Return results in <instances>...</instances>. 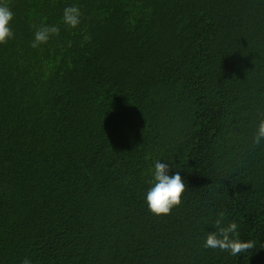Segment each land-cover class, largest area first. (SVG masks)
Segmentation results:
<instances>
[{
    "label": "trees",
    "instance_id": "trees-1",
    "mask_svg": "<svg viewBox=\"0 0 264 264\" xmlns=\"http://www.w3.org/2000/svg\"><path fill=\"white\" fill-rule=\"evenodd\" d=\"M7 3L0 264H264V0ZM42 24L60 33L34 49ZM156 159L187 184L159 217L144 199ZM219 212L254 246L205 249Z\"/></svg>",
    "mask_w": 264,
    "mask_h": 264
},
{
    "label": "clouds",
    "instance_id": "clouds-1",
    "mask_svg": "<svg viewBox=\"0 0 264 264\" xmlns=\"http://www.w3.org/2000/svg\"><path fill=\"white\" fill-rule=\"evenodd\" d=\"M81 8L73 3L64 7L62 21L71 29L78 28L82 23ZM15 18L7 0H0V45L14 38L11 24ZM60 28L57 25L42 24L36 28L31 42L32 48H38L47 44L51 37L58 36ZM88 39L87 36L84 37ZM254 145L264 143V112L259 114V120L252 137ZM175 167V165H172ZM152 179L149 181V188L145 192V202L150 213L156 216H167L172 210L182 203V195L186 191V181L182 179L180 171H171L170 162L156 159L150 169ZM211 225L214 231H207L203 240L205 249H220L227 251L232 256H238L242 252L253 247L251 240L242 239L239 232V224L235 221H228L225 212H219ZM23 264H32L31 259L25 258Z\"/></svg>",
    "mask_w": 264,
    "mask_h": 264
}]
</instances>
